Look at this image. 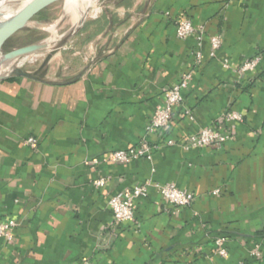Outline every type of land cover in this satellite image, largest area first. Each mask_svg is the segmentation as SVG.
I'll use <instances>...</instances> for the list:
<instances>
[{
  "label": "crops",
  "instance_id": "0c3cea01",
  "mask_svg": "<svg viewBox=\"0 0 264 264\" xmlns=\"http://www.w3.org/2000/svg\"><path fill=\"white\" fill-rule=\"evenodd\" d=\"M185 18L204 27L201 49L195 37L178 38ZM81 30L80 58L0 82V222H18L0 242V264H264V0H115ZM217 35L223 44L211 58ZM255 57L257 69L240 73ZM186 72L193 78L169 125L146 134ZM230 112L243 120L226 121ZM205 128L232 139L186 149ZM30 137L37 148L24 144ZM143 138L151 159L91 163ZM148 182L194 201L178 208L151 187L134 220L116 224L111 198Z\"/></svg>",
  "mask_w": 264,
  "mask_h": 264
},
{
  "label": "built area",
  "instance_id": "2783aa9c",
  "mask_svg": "<svg viewBox=\"0 0 264 264\" xmlns=\"http://www.w3.org/2000/svg\"><path fill=\"white\" fill-rule=\"evenodd\" d=\"M169 15V14H168ZM177 36L180 40H186L190 37H195L197 46L202 48L205 39V29L203 26L196 27L190 19H179L177 21ZM223 44V38L220 35L214 36L211 39L210 57L216 58L218 51ZM195 53V64L199 65L203 61V54L200 50ZM260 63L258 57L252 58L245 62L239 72H253L257 69ZM224 67L228 68V61L224 62ZM193 78L192 72H186L182 75L177 84L168 88L164 92L163 106L155 110L149 124L146 127V134H154L164 130L170 123L173 110L183 103V93L189 88ZM225 120L228 122H241L243 117L237 112H230L225 115ZM232 139L229 133H224L216 128H205L188 138L184 147L186 149L204 148L211 146H220ZM26 146L35 149L38 146V141L35 138H28L24 141ZM168 146H173V141H168ZM154 151L146 138H143L138 145L127 150H118L113 152L106 158H94L91 160L92 164L99 165L102 163H112L127 165L139 159H151ZM96 186L103 188L105 186L104 180H98ZM156 188L162 197L170 204L178 208H185L192 205L194 195L190 192L184 191L175 185H160L152 182L136 186L130 190L121 192L113 196L109 202L114 220L116 224H122L134 220L135 201L139 198H146L149 194L150 188ZM18 222L14 219H8L0 222V242L2 240L11 241L13 238V231L17 228ZM215 247L217 254L222 258H228L229 252L226 247L227 239L224 237L215 240ZM252 257L260 259L262 257L261 245L257 244L251 252Z\"/></svg>",
  "mask_w": 264,
  "mask_h": 264
},
{
  "label": "rangeland",
  "instance_id": "374dc122",
  "mask_svg": "<svg viewBox=\"0 0 264 264\" xmlns=\"http://www.w3.org/2000/svg\"><path fill=\"white\" fill-rule=\"evenodd\" d=\"M112 2H115V0H92L93 5L90 9L91 16L85 19V24L94 22L99 16H101V13H103L107 6H109ZM80 5L82 7L83 3L81 2ZM64 15L65 2L56 3L43 10L33 19L32 25L30 27L19 31L10 37V39L2 48V55L14 49L28 45L45 43L47 40L52 38L54 39L56 36H58L56 38L60 40L63 36L67 35L74 29L73 16L70 15L65 17ZM52 23H58L56 35L48 30H45V26L52 25ZM81 31L79 33H81ZM76 36L78 35H75L64 49L23 57L15 63V66H20L22 70H36V73L39 76L46 73L50 67L54 68L55 70L58 65L63 67L64 61L65 63H68L71 58H80V56L77 55V52L79 47L83 48L84 42L87 39V35H84L81 37V39L75 40ZM0 73H3V70H0Z\"/></svg>",
  "mask_w": 264,
  "mask_h": 264
},
{
  "label": "water",
  "instance_id": "95a60500",
  "mask_svg": "<svg viewBox=\"0 0 264 264\" xmlns=\"http://www.w3.org/2000/svg\"><path fill=\"white\" fill-rule=\"evenodd\" d=\"M66 1L67 0H33L28 5H26L21 11H19L14 17H12L7 23L0 27V63L6 64L14 62L11 70L5 71L0 74V82L13 76L35 79L34 76L22 70L20 66H15V63L26 56L34 54H44L47 52L64 49L68 45V43L73 39V37L81 31L85 24V20L82 21V23L78 27L74 28L67 35L63 36L53 46V48H49V46L44 43H38L14 49L2 55V48L12 35L27 27H30L32 25L33 19L43 10L56 3Z\"/></svg>",
  "mask_w": 264,
  "mask_h": 264
},
{
  "label": "bare ground",
  "instance_id": "6f19581e",
  "mask_svg": "<svg viewBox=\"0 0 264 264\" xmlns=\"http://www.w3.org/2000/svg\"><path fill=\"white\" fill-rule=\"evenodd\" d=\"M32 1L33 0H0V27L7 23L12 17H14L19 11H21L26 5H28ZM81 2L83 3L82 7L80 5ZM92 5V0H67L65 2L64 16H73V24L74 28H76L82 23V21H84L90 16V9ZM45 28V30H48L54 35H56L58 23H52V25H47L45 26ZM56 37L54 39L52 38L47 40L44 44L48 45L49 48H53V46L59 41ZM13 64L14 62L6 63L4 65L0 63V70H3V72L9 71L12 69Z\"/></svg>",
  "mask_w": 264,
  "mask_h": 264
}]
</instances>
